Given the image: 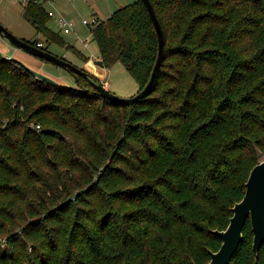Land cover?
Listing matches in <instances>:
<instances>
[{
    "label": "trees",
    "instance_id": "16d2710c",
    "mask_svg": "<svg viewBox=\"0 0 264 264\" xmlns=\"http://www.w3.org/2000/svg\"><path fill=\"white\" fill-rule=\"evenodd\" d=\"M150 2L164 53L132 105L88 72L51 85L0 54V264H208L220 249L264 159V0ZM45 4L23 9L41 37L25 41L49 52L64 43ZM97 20L102 67L142 91L159 55L146 5ZM243 236L230 264H264L250 219Z\"/></svg>",
    "mask_w": 264,
    "mask_h": 264
},
{
    "label": "rangeland",
    "instance_id": "374dc122",
    "mask_svg": "<svg viewBox=\"0 0 264 264\" xmlns=\"http://www.w3.org/2000/svg\"><path fill=\"white\" fill-rule=\"evenodd\" d=\"M138 0H55L46 2L47 10H54L64 15L74 25L75 33L62 34L56 23L49 22V27L60 35L64 44H51L49 52L63 59L79 69L93 75L102 84L108 83V90L119 98L130 99L139 93V85L121 62L115 63L111 68L97 65L100 60L98 45L93 37L91 27L83 24L84 20L90 23L99 19L106 21L116 10L132 4ZM0 23L16 37L34 41L41 38L35 28L25 19L23 7L12 0H0ZM43 38V37H42ZM89 40L88 46L83 41ZM67 46H72L70 50ZM0 54L8 59L20 61L28 68L42 71L62 87H74L75 80L66 70L53 64L42 62L26 52L12 46L0 36ZM82 56L88 58L85 62ZM95 60V61H93ZM263 159V158H262Z\"/></svg>",
    "mask_w": 264,
    "mask_h": 264
},
{
    "label": "water",
    "instance_id": "95a60500",
    "mask_svg": "<svg viewBox=\"0 0 264 264\" xmlns=\"http://www.w3.org/2000/svg\"><path fill=\"white\" fill-rule=\"evenodd\" d=\"M142 1L147 7L159 40V55L150 81L142 91H140L135 97L130 99L119 98L111 93L107 88H105L103 84L94 83V88L104 98L116 101L124 105H132L148 94L155 81L156 73L158 68L160 67L164 53V35L160 22L154 11L153 5L151 4L150 0ZM0 36L6 39L15 48L26 52L32 57L53 64L56 67L62 68L68 72L75 73L76 75L87 77L86 71L73 66L71 63L58 58L50 52L40 49L35 45L16 37L1 23ZM97 65L102 67L100 61L97 62ZM28 69L37 79L51 85H58L56 81L43 74L42 72L35 71L30 68ZM232 212L233 216L230 219L228 227L223 231L215 230L213 232L221 239L222 245L217 252L211 253V260L208 264H230L234 254L236 253L244 239L243 229L248 219H250L251 221L252 231L254 234L253 252L255 258L258 259L260 249L264 244V159L251 170L249 178L246 182L245 196L240 202L234 205V207L232 208Z\"/></svg>",
    "mask_w": 264,
    "mask_h": 264
},
{
    "label": "built area",
    "instance_id": "2783aa9c",
    "mask_svg": "<svg viewBox=\"0 0 264 264\" xmlns=\"http://www.w3.org/2000/svg\"><path fill=\"white\" fill-rule=\"evenodd\" d=\"M12 1L20 4L24 9V8L29 6L31 0H12ZM36 1L37 2L45 1L48 3H53L55 0H36ZM48 15L56 23L57 27L59 28V31H61L63 34L67 35V34L75 33L73 23L71 21H69L64 15H62L61 13H58L54 10H49ZM97 23H98V20H95L92 23H90L88 20L83 21V24L91 27L92 30H94V28H96ZM83 43L85 46H88L89 40L83 41ZM40 47H42V44L38 45V48H40ZM93 61H95V60H93ZM103 86L108 89L109 84L104 83Z\"/></svg>",
    "mask_w": 264,
    "mask_h": 264
},
{
    "label": "crops",
    "instance_id": "0c3cea01",
    "mask_svg": "<svg viewBox=\"0 0 264 264\" xmlns=\"http://www.w3.org/2000/svg\"><path fill=\"white\" fill-rule=\"evenodd\" d=\"M38 71V70H37ZM39 72H42V71H39Z\"/></svg>",
    "mask_w": 264,
    "mask_h": 264
}]
</instances>
